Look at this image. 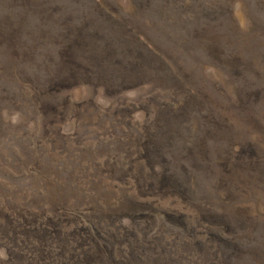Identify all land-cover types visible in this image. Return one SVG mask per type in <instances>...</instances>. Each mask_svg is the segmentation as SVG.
Listing matches in <instances>:
<instances>
[{"label":"rangeland","instance_id":"374dc122","mask_svg":"<svg viewBox=\"0 0 264 264\" xmlns=\"http://www.w3.org/2000/svg\"><path fill=\"white\" fill-rule=\"evenodd\" d=\"M0 264H264V0H0Z\"/></svg>","mask_w":264,"mask_h":264}]
</instances>
